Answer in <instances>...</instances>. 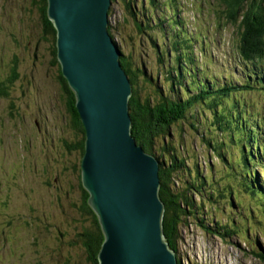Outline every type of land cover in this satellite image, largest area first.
I'll use <instances>...</instances> for the list:
<instances>
[{"label": "rangeland", "instance_id": "374dc122", "mask_svg": "<svg viewBox=\"0 0 264 264\" xmlns=\"http://www.w3.org/2000/svg\"><path fill=\"white\" fill-rule=\"evenodd\" d=\"M135 1V12H139V18L144 16L143 24H149V28L136 29L125 0L112 3L109 23L121 51L125 55L131 53L129 60L133 66L151 71L152 77L156 74L155 83L160 89H164L160 82L168 61L158 62L157 51L164 45L157 21L175 17L177 24H184V32L197 36L183 50L191 51L194 61L190 65L205 77V83L214 82L207 77L212 73L224 74V80L232 83L247 81L253 70L251 64H244L239 58V25L226 19L224 5L219 1L177 0L178 8L171 5L168 9L164 7L169 5L166 0ZM164 25L166 32H170L171 26L166 21ZM49 38L32 0H0V81L11 75L14 59L18 64L17 78L8 84V95H0V264H90L76 240V233L87 224L86 216L74 207L81 193L77 173L74 176L70 164H77L80 154L69 149V142L73 143L78 136L65 110L66 97L58 83V64L53 60ZM183 61L189 62L185 57ZM142 78L139 73L137 84L142 86V95L154 92L155 87ZM216 79L219 84L223 82L220 77ZM234 95L247 104L260 101L250 113L262 119L264 92L252 90ZM206 121L211 125L210 120ZM178 127L179 124L172 125L171 133L165 136L168 147H175L176 154L182 155L189 166L198 163L213 187H233L225 200L215 194L212 196L218 202L203 199L207 206L206 222L215 220L238 230L224 238L206 233L189 220L181 225L176 242L180 264H264L255 254L260 248L264 251V201L244 190L239 172L228 169V160L219 158L216 149L205 144L199 134L187 125L182 126L183 131ZM209 129L206 125L204 130L209 134L215 132ZM214 137L218 147L220 133ZM236 148L220 144L218 151H224L225 158V149H231L235 155ZM263 153L259 151L262 156ZM251 167L264 187L259 167L254 162ZM178 177L177 184L181 186L185 173ZM233 196L238 198L239 205L230 204ZM196 197L193 194L195 200Z\"/></svg>", "mask_w": 264, "mask_h": 264}, {"label": "trees", "instance_id": "16d2710c", "mask_svg": "<svg viewBox=\"0 0 264 264\" xmlns=\"http://www.w3.org/2000/svg\"><path fill=\"white\" fill-rule=\"evenodd\" d=\"M114 1L112 0V3ZM150 1L153 3L154 0ZM176 1L166 0L169 5L165 4L164 7L168 9V6H170L172 8L171 5H176ZM217 1L224 5L226 19L239 25L238 54L241 62L252 65L253 71L251 75L250 73L247 75V81H243V84L226 81L224 80V74L220 73H217L216 76L214 73L210 76L207 75L214 82L205 83V77L200 76L197 72L198 69L192 68L194 66L190 65L194 61L191 51L183 50V48H189L191 42L194 41V38L197 39V36L184 32V24H177L175 17L167 19L168 21L164 19L157 21L160 24L158 30L162 34L160 36L164 45L162 49L160 48L157 51L158 62L163 63L165 59L168 61L162 70L163 76L160 82L164 86L162 90L155 83L156 74H153L152 77L150 70V72H147L132 65L129 60L131 53L125 55L121 51L109 22L107 26L109 34L120 49L119 60L121 66L132 85V92L129 97L131 134L137 144L141 145L146 152L155 155L159 161L160 185L158 194L164 204L162 230L169 247L175 253L177 251L176 242L180 237L179 229L181 225L188 223L189 220L201 226L206 233L217 234L224 238H229L236 231L238 232L237 228H233L228 224L222 225L214 222L215 220H211L210 223L209 221L206 222L204 208L206 211L207 206L203 199L218 202L212 196V194H215V196L225 200L227 196L231 195L233 187L228 186V189L213 187L211 179H208L205 171L198 163L189 166L182 155L176 154L175 147H168L165 136L171 133L170 130L175 123L180 125L178 127L180 131L184 130L182 126L187 125L201 136L205 144L210 145L212 149L215 148L219 158L223 161L228 160L227 163L230 165L228 169L239 172L240 185L243 186L244 190L251 195H257L260 201H264L263 183H261L257 174L252 173L255 171L254 167L253 170L251 169V163L254 162L255 166L259 167V172L264 176V153L263 156L259 154L260 150L264 152V116L261 120H258L257 115L250 113L256 105L260 104V101L258 104H247V101L236 98L234 95L252 90H257L259 93L264 92V0ZM32 2L36 4L39 10L45 33L50 35L53 60L58 64V83L66 97L65 110L69 112L72 127L78 136V139L72 140L73 143L69 142V149L79 152L81 160L84 152L85 129L75 105L74 93L63 76L57 59L56 34L54 26L46 14L47 1L32 0ZM125 4L126 9L131 12L135 19L138 31L150 27L147 23L143 24V21L146 22L144 16L142 15V18H139V12H135L133 7L138 6L135 0H125ZM110 15L111 7L108 11V16L110 17ZM149 17L151 16L149 15ZM164 21L171 26L170 32H166ZM149 39L153 43L155 42L153 37L152 39L149 37ZM155 39L159 41L158 38L155 37ZM170 54L172 57H170ZM168 57L170 58L167 59ZM183 57L187 58L189 62L185 63ZM206 60L210 63L209 58H206ZM17 68L18 64L14 59L13 64L10 66L11 75L6 78V81L5 79L0 81V95H8V84H11L17 78ZM139 73H141L144 83H151L155 87L154 92L150 91L148 94L142 95V86L137 84ZM206 73L210 74L208 71ZM250 76L253 77V80L249 79L248 81ZM216 77L223 79V82L219 84ZM256 86L259 88H255ZM201 117L210 120L211 125ZM204 121L206 125L210 126L211 129L209 130L220 133L221 146L232 144L238 147L235 155H233L231 149H225L228 155L224 158V151H218L220 144L218 143L217 147L216 142L218 139L214 137L216 133H207L204 130L206 127ZM199 129H201L200 133ZM66 148L68 149L67 146ZM80 160L77 164H70L74 176L77 173L81 193L79 203H74V207L86 216L87 224L84 223L81 230L76 233V240L85 253V259L90 264H98V251L103 241V234L98 217L87 201L88 192L84 189L80 180ZM203 168H205V164ZM180 173H185L186 177L181 182V186L177 184ZM193 194L198 197H196V200L193 198ZM237 200L238 198L233 196L229 199V202L232 206L236 203L239 205ZM213 206L215 207V205ZM243 218L245 219V217ZM255 254L264 260V251L261 248L260 252H255Z\"/></svg>", "mask_w": 264, "mask_h": 264}, {"label": "water", "instance_id": "95a60500", "mask_svg": "<svg viewBox=\"0 0 264 264\" xmlns=\"http://www.w3.org/2000/svg\"><path fill=\"white\" fill-rule=\"evenodd\" d=\"M46 1L85 129L80 180L103 234L98 264H179L162 230L158 158L131 134L132 85L107 28L112 0Z\"/></svg>", "mask_w": 264, "mask_h": 264}]
</instances>
